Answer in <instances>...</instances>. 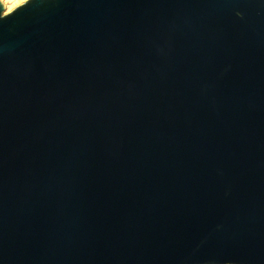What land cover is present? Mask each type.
Instances as JSON below:
<instances>
[{"label": "water", "instance_id": "1", "mask_svg": "<svg viewBox=\"0 0 264 264\" xmlns=\"http://www.w3.org/2000/svg\"><path fill=\"white\" fill-rule=\"evenodd\" d=\"M21 4L0 264H264V0Z\"/></svg>", "mask_w": 264, "mask_h": 264}, {"label": "bare ground", "instance_id": "2", "mask_svg": "<svg viewBox=\"0 0 264 264\" xmlns=\"http://www.w3.org/2000/svg\"><path fill=\"white\" fill-rule=\"evenodd\" d=\"M6 6V10L9 11L12 7L17 5L20 1L23 0H3Z\"/></svg>", "mask_w": 264, "mask_h": 264}, {"label": "snow or ice", "instance_id": "3", "mask_svg": "<svg viewBox=\"0 0 264 264\" xmlns=\"http://www.w3.org/2000/svg\"><path fill=\"white\" fill-rule=\"evenodd\" d=\"M30 3H32V0H23L22 4L20 5V9L19 10H23ZM5 22L6 21L3 18H0V24L5 23Z\"/></svg>", "mask_w": 264, "mask_h": 264}, {"label": "rangeland", "instance_id": "4", "mask_svg": "<svg viewBox=\"0 0 264 264\" xmlns=\"http://www.w3.org/2000/svg\"><path fill=\"white\" fill-rule=\"evenodd\" d=\"M23 1H20L17 5L21 4ZM17 5H15L14 7H16ZM14 7H12L10 10H12ZM9 10V11H10Z\"/></svg>", "mask_w": 264, "mask_h": 264}]
</instances>
